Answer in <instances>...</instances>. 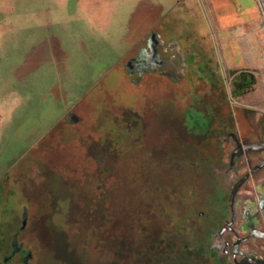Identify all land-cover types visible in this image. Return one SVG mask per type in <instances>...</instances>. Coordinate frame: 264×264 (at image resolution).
<instances>
[{
  "label": "rangeland",
  "instance_id": "obj_1",
  "mask_svg": "<svg viewBox=\"0 0 264 264\" xmlns=\"http://www.w3.org/2000/svg\"><path fill=\"white\" fill-rule=\"evenodd\" d=\"M211 3L0 0V264L14 233L31 253L26 264H181L185 237L169 197L178 202V192L185 206L193 192L211 204L200 170L210 142L240 122L264 129V71L252 70L264 65L262 2ZM152 28L176 42L180 77L124 74L128 50ZM235 70L258 76L241 98L230 94ZM69 113L84 121L85 148L64 129L49 138ZM34 154L42 173L22 191L27 207L8 205L14 192L1 177L12 167L31 175ZM163 170L177 192L163 189Z\"/></svg>",
  "mask_w": 264,
  "mask_h": 264
},
{
  "label": "flooded vegetation",
  "instance_id": "obj_2",
  "mask_svg": "<svg viewBox=\"0 0 264 264\" xmlns=\"http://www.w3.org/2000/svg\"><path fill=\"white\" fill-rule=\"evenodd\" d=\"M155 30L152 28L145 40L137 42L128 50L130 55L124 61V74L127 78L139 81L154 72L171 80L182 74L174 61L170 60V48L176 42L164 37L160 30ZM83 122L74 113H69L58 124L61 127L52 129L49 138L58 139L57 134L64 129L73 134L74 138L80 136L84 141L77 139L79 145L85 148L91 139L85 129L81 131ZM259 124L260 120L252 124L240 122L230 126L231 129L236 127V130L227 131L225 137L218 136L215 142H210L206 161L200 170L204 171V177L210 184L211 204L196 200L192 192L186 197V205L180 206L184 198L167 183L166 170H163L164 175L159 178L163 189H172L179 196L178 202L173 201L175 197H169L167 207L179 211V231L185 237L180 254L181 264H264V129ZM47 149H52L51 153L56 154L60 143L56 141ZM98 158L103 164L106 161L105 157L91 153L84 157L87 161ZM31 159V175L21 176L19 168L12 167L1 177L3 190L14 192L13 196L6 195L8 205L27 207L21 199L22 191L30 189L42 173L37 163L39 160H36L38 156L34 154ZM167 164L170 166V163ZM91 171L88 173L91 174ZM34 172L36 176L32 177ZM100 174V182L104 186L105 170L102 169ZM154 185L151 184L150 189ZM22 223L21 232L25 231L26 221ZM18 238L14 233L2 264H10L12 261L26 264L31 258V253H26L25 248L18 243Z\"/></svg>",
  "mask_w": 264,
  "mask_h": 264
},
{
  "label": "trees",
  "instance_id": "obj_3",
  "mask_svg": "<svg viewBox=\"0 0 264 264\" xmlns=\"http://www.w3.org/2000/svg\"><path fill=\"white\" fill-rule=\"evenodd\" d=\"M230 94L233 98H241L255 90L257 79L249 70H235L232 72Z\"/></svg>",
  "mask_w": 264,
  "mask_h": 264
},
{
  "label": "crops",
  "instance_id": "obj_4",
  "mask_svg": "<svg viewBox=\"0 0 264 264\" xmlns=\"http://www.w3.org/2000/svg\"><path fill=\"white\" fill-rule=\"evenodd\" d=\"M211 1L212 0H210V3H211ZM258 1V3H259V0H257ZM211 5L213 6L214 4L213 3H211ZM264 9V8H263ZM261 7H260V4H259V11H260V17L258 18V19H256V20H258L257 22L256 21H254V22H256V24L259 22V25H260V32H261V38H262V36L264 35V10H263ZM164 9H163V7H159V9H158V11H159V13L160 12H162ZM7 11H8V9H7ZM7 13V12H6ZM216 21H217V18H216ZM154 24V23H153ZM245 24L244 23H242V22H240V23H236V22H234V25H233V27H231L232 29H234V30H238V29H240V30H244V28H245ZM264 49V48H263ZM257 66L259 65V64H256ZM252 70H255V71H264V65H263V68H262V70H259V69H254V68H252ZM257 79H258V76H257ZM257 84H259V82L257 81ZM260 105H262V106H264V102L262 103H260ZM263 111H264V109H263Z\"/></svg>",
  "mask_w": 264,
  "mask_h": 264
},
{
  "label": "built area",
  "instance_id": "obj_5",
  "mask_svg": "<svg viewBox=\"0 0 264 264\" xmlns=\"http://www.w3.org/2000/svg\"><path fill=\"white\" fill-rule=\"evenodd\" d=\"M262 2L263 8H264V0H260ZM261 45L264 48V35L261 38Z\"/></svg>",
  "mask_w": 264,
  "mask_h": 264
}]
</instances>
